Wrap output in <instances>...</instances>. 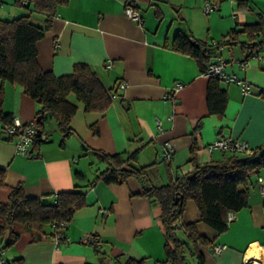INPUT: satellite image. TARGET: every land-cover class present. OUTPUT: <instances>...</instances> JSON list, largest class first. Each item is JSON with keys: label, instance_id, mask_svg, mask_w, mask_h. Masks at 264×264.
Returning <instances> with one entry per match:
<instances>
[{"label": "crops", "instance_id": "crops-1", "mask_svg": "<svg viewBox=\"0 0 264 264\" xmlns=\"http://www.w3.org/2000/svg\"><path fill=\"white\" fill-rule=\"evenodd\" d=\"M127 1L141 13L140 22L127 14ZM207 1L217 5L210 14L203 11ZM13 5L14 0H0V18L16 17ZM261 15L264 17V0H69L60 5L52 29L37 45L42 68L60 76L71 73L75 63L86 62L117 95L104 112L86 111L77 102L74 134L62 143L63 137L51 121L47 126L51 140L34 146L30 156L16 152L0 121V169L6 175L0 183L2 201L7 202L19 184L27 196L47 200L75 190L76 185L87 195V205L76 211L66 229L68 242L57 244L49 235L37 240L24 231L11 248L13 259L5 253L9 263L117 264V258L122 262L146 258L147 264H154L163 260L161 208L143 195L138 179L84 187L107 167L94 149L112 154L139 151L138 165L155 163L154 173L160 175V169L168 172L169 166L179 175L194 168L190 161L194 141L200 164L223 157L224 151L207 148L218 138L246 140L251 148L264 143V97L259 94L264 89V49L247 61L241 44H237L241 54L234 46L216 50L212 61L226 62L227 71L247 80L252 88L251 93H244L237 83L223 82L229 101L225 115L219 116L209 113V77L198 60L172 46L180 29L198 39L217 41L236 27L258 22ZM121 82L127 83L125 89ZM177 83L183 86L175 91ZM5 88L4 111L33 121L35 100L19 84L7 82ZM71 99L76 100L73 95ZM92 125H97L99 133ZM166 143L174 147L171 160L165 155ZM96 163V171H90ZM78 172L86 178L78 179ZM234 215L229 228L217 234L200 220L196 203L187 202L184 220L198 221L200 233L213 240L212 246L203 248L205 264H245L247 260L264 264V196L259 183L252 188L249 205ZM90 235L95 236L100 251L85 242ZM218 245L226 247L217 252Z\"/></svg>", "mask_w": 264, "mask_h": 264}, {"label": "trees", "instance_id": "trees-1", "mask_svg": "<svg viewBox=\"0 0 264 264\" xmlns=\"http://www.w3.org/2000/svg\"><path fill=\"white\" fill-rule=\"evenodd\" d=\"M68 1L14 0L24 13L11 19L0 18V121L4 136L6 125L14 119L12 114L4 111L7 82L21 85L24 92L35 100L37 111L33 121L41 131L49 134L50 140L52 135L47 126L54 121L63 137L62 143L75 132L72 121L78 111L77 102H81L86 111L97 112L106 111L112 104L117 91L112 94L88 63L77 62L71 73L58 76L52 70L43 69L38 60V42L52 29L60 5ZM127 3L135 7L132 1ZM237 44H241L246 53L245 61L264 49L262 15L258 22L236 27L217 41L198 39L189 30L180 29L172 42L174 50L195 57L202 72L213 62L217 49ZM223 82L218 76L209 77L207 100L210 114L224 116L226 113L229 98L227 90L222 88ZM259 94L264 97V89ZM72 95L76 100L71 99ZM92 126L95 133H99L97 125ZM41 143L38 140L35 146ZM191 149L193 170L174 175L168 166L169 180L164 184L155 183L152 178L155 163L137 164L139 151L112 154L94 149L107 167L84 187H94L99 182L120 184L134 177L142 184L143 195L161 208L165 258L154 264H205L203 248L212 246L213 240L200 233L198 221L184 220L187 202L193 200L200 220L213 227L217 234L223 233L231 222L229 213L249 205L252 188L264 176V143L252 148L250 153L224 151L222 158L204 164L196 160V141ZM5 177V170L0 169V183L5 181ZM76 177L80 180L86 178L80 172ZM75 187V190L58 193L54 200H47L45 197L27 196L22 184L15 186L7 202L0 198L2 240H6L7 246L13 245L24 231L31 232L37 240L45 235L56 237L58 233L67 240L66 229L76 211L87 205L86 192L77 190L81 185ZM180 231H183L184 239L180 237ZM115 260L117 264H147L146 258H128L124 262L118 258Z\"/></svg>", "mask_w": 264, "mask_h": 264}, {"label": "built area", "instance_id": "built-area-1", "mask_svg": "<svg viewBox=\"0 0 264 264\" xmlns=\"http://www.w3.org/2000/svg\"><path fill=\"white\" fill-rule=\"evenodd\" d=\"M217 7L211 1H207L205 6L203 7V11L206 14H210L215 8ZM126 12L127 14L134 20L140 22L142 19L141 13L135 9V7L129 3L126 4ZM256 56H259L256 55ZM254 56V57H256ZM227 64L223 60H217L211 62L206 71L203 74L207 77L211 76H218L222 80L227 83H237L243 89L244 93H251L252 88L250 83L247 80L239 78L236 74L229 73L226 68ZM127 83L121 82L120 87L125 89ZM183 86L182 83H177L175 87V91L180 89ZM169 96V95H168ZM116 97V94L113 95ZM170 97V96H169ZM158 127L162 129V125L160 121H157ZM5 136L11 141L15 143L16 152L22 156H30L33 154V148L38 140L40 142H49L50 136L46 131H41V129L36 125L34 121H23L21 117L14 116L13 122L11 124L6 125L5 127ZM207 148L210 152L215 150H222L228 151L231 153H250L252 148L250 144L246 140L241 139H233L229 137L218 138L210 143H208ZM174 153V147L172 143L165 144V155L167 159L171 160ZM259 184L261 193L264 196V176L259 178ZM234 213H229V220L234 218ZM57 244H61L62 242H68L67 240L63 239V235L58 233L56 235ZM63 239V240H62ZM85 242L96 244L97 240L95 236L90 235L86 237ZM226 246L225 245H218L216 246L217 252H222ZM0 264H8L7 259L4 257V249H0ZM245 264H250V260H247Z\"/></svg>", "mask_w": 264, "mask_h": 264}, {"label": "rangeland", "instance_id": "rangeland-1", "mask_svg": "<svg viewBox=\"0 0 264 264\" xmlns=\"http://www.w3.org/2000/svg\"><path fill=\"white\" fill-rule=\"evenodd\" d=\"M18 6H15V5H13L12 6V12H14V13H17L18 15H16V17H18V16H20L21 14H23L24 13V10L22 9V8H20V7H18ZM14 18V17H13ZM235 47V50L238 52V54H241V48H240V46L239 45H237V46H234ZM227 53L228 52H225V55H227ZM230 73H232L231 71H230ZM232 74H234V73H232ZM238 76V75H237ZM241 78V77H240ZM0 81H2L1 79H0ZM74 98H75V96H74ZM52 122L54 123V121L52 120ZM55 124V123H54ZM143 163V161L141 160V164ZM98 163H96L95 164V167L93 168V169H91L90 171H96V169L98 168V165H97ZM104 165L105 164H101V168H104ZM161 170V175L160 174H153L152 175V178H153V180H154V182L155 183H158V184H164V183H167L168 182V180H169V176H168V174H167V172L165 171V169L163 168H161L160 169ZM91 174H92V176H94V174L91 172ZM189 213V212H188ZM25 232H27V231H25ZM29 232V231H28ZM29 233H31V232H29ZM179 235H180V237L181 238H185V235H184V233H183V231H180L179 232ZM22 238V236L19 238V240L16 242V243H18L19 241H20V239ZM16 243H14L13 245H10V246H7V242H6V240H2V238L0 237V249L1 248H5V250H4V257L6 256L5 255V253H7V256L9 257L10 256V258L11 259H13V257H11V254H12V251H11V248L12 247H14L15 245H16ZM14 261V260H13ZM115 263V262H114Z\"/></svg>", "mask_w": 264, "mask_h": 264}, {"label": "bare ground", "instance_id": "bare-ground-1", "mask_svg": "<svg viewBox=\"0 0 264 264\" xmlns=\"http://www.w3.org/2000/svg\"><path fill=\"white\" fill-rule=\"evenodd\" d=\"M257 263H259V262H257ZM260 264V263H259Z\"/></svg>", "mask_w": 264, "mask_h": 264}]
</instances>
